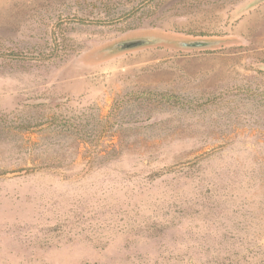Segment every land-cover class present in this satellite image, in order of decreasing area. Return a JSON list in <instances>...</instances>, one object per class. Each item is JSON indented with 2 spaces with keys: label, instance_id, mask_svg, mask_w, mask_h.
Instances as JSON below:
<instances>
[{
  "label": "rangeland",
  "instance_id": "rangeland-1",
  "mask_svg": "<svg viewBox=\"0 0 264 264\" xmlns=\"http://www.w3.org/2000/svg\"><path fill=\"white\" fill-rule=\"evenodd\" d=\"M0 264H264V0H0Z\"/></svg>",
  "mask_w": 264,
  "mask_h": 264
},
{
  "label": "water",
  "instance_id": "water-1",
  "mask_svg": "<svg viewBox=\"0 0 264 264\" xmlns=\"http://www.w3.org/2000/svg\"><path fill=\"white\" fill-rule=\"evenodd\" d=\"M150 43L151 42L149 40L136 39V40L127 41V42L120 44L119 49L121 51H126V50H131V49H136V48H140L143 46H147ZM215 44L216 43L212 41H189V42H180L178 46L181 49H185V50H203V49L211 48Z\"/></svg>",
  "mask_w": 264,
  "mask_h": 264
},
{
  "label": "trees",
  "instance_id": "trees-1",
  "mask_svg": "<svg viewBox=\"0 0 264 264\" xmlns=\"http://www.w3.org/2000/svg\"><path fill=\"white\" fill-rule=\"evenodd\" d=\"M120 47V45H118V48ZM19 129H23V130H27V128H24V127H18Z\"/></svg>",
  "mask_w": 264,
  "mask_h": 264
}]
</instances>
